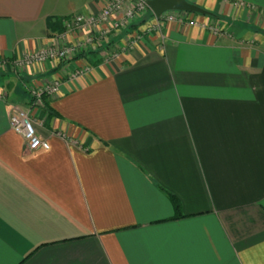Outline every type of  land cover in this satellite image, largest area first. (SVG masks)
Masks as SVG:
<instances>
[{"label":"crops","instance_id":"crops-1","mask_svg":"<svg viewBox=\"0 0 264 264\" xmlns=\"http://www.w3.org/2000/svg\"><path fill=\"white\" fill-rule=\"evenodd\" d=\"M107 1L0 0V264H264V0H195L198 26L92 54L82 77L81 59L17 66L66 45L51 19Z\"/></svg>","mask_w":264,"mask_h":264},{"label":"built area","instance_id":"built-area-1","mask_svg":"<svg viewBox=\"0 0 264 264\" xmlns=\"http://www.w3.org/2000/svg\"><path fill=\"white\" fill-rule=\"evenodd\" d=\"M151 1L108 0L103 10L96 15H75L65 21L64 32L58 36L59 42H66V45L52 46L35 52L24 62L18 63L17 66L32 68L52 63L66 64L81 59L84 65L75 71L74 78L82 77L92 70V65L87 62L86 57L97 52H107L111 48L110 38L127 32L135 19L151 10L149 5ZM237 5L239 7L244 6L241 3ZM188 15L189 13L168 12L161 17L155 16L157 26L153 30L154 32H160L171 24L182 27L198 26L199 23L195 19L188 18ZM212 31L214 34H220V31L214 28ZM136 44L137 42L133 41L122 53L132 49ZM122 53L111 54L112 56L105 58L103 62L112 64ZM58 90L59 84H47L38 89H33L31 94L34 101L40 102L43 96L51 98L57 94ZM10 127L22 137L30 152L41 149L48 151L50 149L47 141L38 135L30 110L15 108L10 118Z\"/></svg>","mask_w":264,"mask_h":264},{"label":"rangeland","instance_id":"rangeland-1","mask_svg":"<svg viewBox=\"0 0 264 264\" xmlns=\"http://www.w3.org/2000/svg\"><path fill=\"white\" fill-rule=\"evenodd\" d=\"M192 3H195V0H189ZM188 18H192L194 19L195 17H193V15L189 14ZM215 26H213L214 29L218 30V31H222L223 26L219 23H214ZM132 26H134V29L131 30V28L123 33V34H119V35H114L110 38V49L107 52L104 53H94L93 55L97 56V59L100 60H105V58H109L110 55L115 54V53H122L124 49H126L133 41L139 42L142 39H145V37H149V36H162L163 34V30L160 32H154V28H156L157 26V20L156 17L154 15V13L150 10L147 13H145L144 15L138 17L137 19H135V21L132 22ZM255 31H257L256 33H258L259 29H255ZM113 51V52H112ZM111 55V56H112ZM87 62L89 64H91V62H89L87 60ZM92 65V64H91ZM47 85V84H46ZM34 88H29V94L33 99V95L31 94V92L33 91ZM46 99H50L46 96H43L41 98L40 101H45Z\"/></svg>","mask_w":264,"mask_h":264},{"label":"water","instance_id":"water-1","mask_svg":"<svg viewBox=\"0 0 264 264\" xmlns=\"http://www.w3.org/2000/svg\"><path fill=\"white\" fill-rule=\"evenodd\" d=\"M149 5L156 17H161L168 12H183L202 16L211 15V13L203 10L189 0H152Z\"/></svg>","mask_w":264,"mask_h":264},{"label":"trees","instance_id":"trees-1","mask_svg":"<svg viewBox=\"0 0 264 264\" xmlns=\"http://www.w3.org/2000/svg\"><path fill=\"white\" fill-rule=\"evenodd\" d=\"M66 19H56V20H50L49 21V27L51 29V32H57V33H63L64 32V23ZM131 30L134 29V26L130 27ZM176 213L178 216H180V205L179 203L175 200L172 199Z\"/></svg>","mask_w":264,"mask_h":264}]
</instances>
